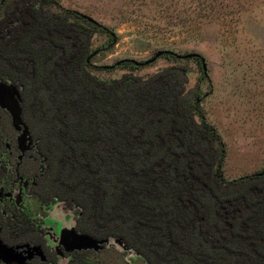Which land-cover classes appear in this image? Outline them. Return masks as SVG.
Here are the masks:
<instances>
[{
	"label": "trees",
	"instance_id": "trees-1",
	"mask_svg": "<svg viewBox=\"0 0 264 264\" xmlns=\"http://www.w3.org/2000/svg\"><path fill=\"white\" fill-rule=\"evenodd\" d=\"M41 1L53 9L0 6V79L23 86L49 177L51 195L37 198L78 207L79 232L119 239L148 264H264V171L225 177L220 133L185 99L187 72L100 80L87 59L91 28L106 27ZM26 226L17 217L10 230Z\"/></svg>",
	"mask_w": 264,
	"mask_h": 264
},
{
	"label": "rangeland",
	"instance_id": "rangeland-1",
	"mask_svg": "<svg viewBox=\"0 0 264 264\" xmlns=\"http://www.w3.org/2000/svg\"><path fill=\"white\" fill-rule=\"evenodd\" d=\"M32 1L37 7L53 9L41 0ZM55 1L93 17L106 27V30L91 28L89 51L97 54L87 70L93 76L110 82L125 76L148 78L171 68L185 70L188 79L185 99L200 100L206 120L218 130L224 143L225 177L232 180L264 171V0ZM161 50L181 55L198 53L207 73L201 58L180 59L170 54L148 65H116L122 59L145 62ZM14 84L22 91L23 86ZM7 104L8 112L17 107L13 100ZM196 119L200 121L198 115ZM11 122L12 118L0 107V155L4 159L0 161L1 183L2 177L8 176L9 180L17 175L16 160L5 149L10 139H16ZM27 140L30 141L29 135ZM35 155L38 161L25 160L20 171L29 173L32 167L38 185L25 194L18 188L9 191L21 208L7 198L0 200V240L8 246L40 245L46 262L35 258L28 264H67L75 255H78L75 264H148L139 253L115 238H109L99 251L66 253L64 247L72 238L80 210L66 201L37 198L40 193L42 197L49 193L44 189L49 177L46 179L42 156ZM17 217H21L23 225L29 222L30 226L20 230L15 238L10 226ZM45 225L46 240L42 235ZM0 264L6 263L0 260Z\"/></svg>",
	"mask_w": 264,
	"mask_h": 264
},
{
	"label": "water",
	"instance_id": "water-1",
	"mask_svg": "<svg viewBox=\"0 0 264 264\" xmlns=\"http://www.w3.org/2000/svg\"><path fill=\"white\" fill-rule=\"evenodd\" d=\"M83 18L87 19L89 22L98 23L93 17L82 14ZM97 54V51L92 53L87 61L90 62L94 55ZM164 54H170L180 59H189V58H201L198 53H189L186 55L178 54L171 50H161L158 51L155 56L145 62L138 61L135 59H122L116 63V65H121L126 62L133 63L137 66L148 65L155 62L159 57ZM202 66L204 72L207 73V66L204 60L201 58ZM8 100L15 101L17 107L13 112H10L13 119V125L15 128L22 132L20 136V145L21 149L25 150L23 144L27 141V137L30 134L28 126L25 124L22 118V96L21 90L14 83H6L0 80V107L3 109H8ZM24 127V128H23ZM262 174V172L258 173ZM118 241H121L117 239ZM109 241V238L105 239H96L88 234L81 233L75 227V231L72 235V238L69 240V243L64 247L66 253H72L75 251L82 250H95L99 251L104 248L105 243ZM35 257H39L42 261H46V255L40 245H16V246H8L2 240H0V260L6 264H27L28 261L34 259Z\"/></svg>",
	"mask_w": 264,
	"mask_h": 264
},
{
	"label": "flooded vegetation",
	"instance_id": "flooded-vegetation-1",
	"mask_svg": "<svg viewBox=\"0 0 264 264\" xmlns=\"http://www.w3.org/2000/svg\"><path fill=\"white\" fill-rule=\"evenodd\" d=\"M3 110H5V112L12 118V115L10 114V112H8L6 109H3ZM11 124H12L13 129L15 130L16 139L14 141H13V138L10 139L9 142L6 143L5 149H6V151H8L9 155L13 156L16 160V167H17L16 173H17V175H16V177H14V176L9 177L8 178L9 180H7L8 176L6 177V179L4 177L1 178L2 183L0 182V200H3V198H7V199H9V201L14 202V205L16 207L21 208V205L20 206L17 205L15 203V199H12L11 195L9 194V191H14L15 189L18 188V189L24 190L25 191L24 194H25V193H28V191H30V189H32L38 185L37 175L34 174V171H32L33 170L32 167L30 168L31 171H29V173L25 172L22 174H21L20 168H21V165L25 162V160L26 161L28 160L29 162H32V163H36L39 158L36 157V155H35L36 154V141L32 137L30 129H29L30 141L27 140L25 142V144H23V146L25 147V150H22L20 142H19L20 135L22 132L15 128V126L13 125V119H12ZM3 160H4L3 155L1 154L0 155V161H3ZM38 169L41 173V168L39 167ZM5 180H7V181L4 183ZM27 180H28V182L26 183L25 181H27ZM51 203H53V202H51ZM46 227H47L46 225L44 227H42V232H43L42 235H43L45 240L47 239ZM49 247L51 248V251L54 252L55 255L57 256V253L53 250V248L51 246H49ZM35 258H39V257H35ZM34 259H32V260H34ZM57 259H58V256H57ZM32 260H30V261H32ZM46 260H47V257H46ZM30 261H28V263ZM42 262H46V261H42ZM57 263H58V260H57Z\"/></svg>",
	"mask_w": 264,
	"mask_h": 264
}]
</instances>
